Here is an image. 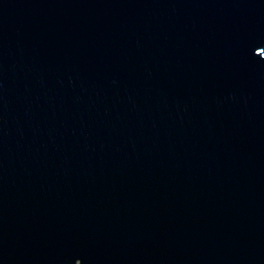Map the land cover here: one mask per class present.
Segmentation results:
<instances>
[{
	"label": "water",
	"instance_id": "1",
	"mask_svg": "<svg viewBox=\"0 0 264 264\" xmlns=\"http://www.w3.org/2000/svg\"><path fill=\"white\" fill-rule=\"evenodd\" d=\"M0 264H264V0H0Z\"/></svg>",
	"mask_w": 264,
	"mask_h": 264
}]
</instances>
